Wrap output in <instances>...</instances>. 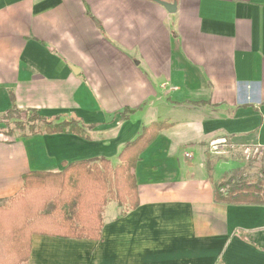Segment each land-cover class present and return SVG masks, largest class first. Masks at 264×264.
Instances as JSON below:
<instances>
[{"label": "crops", "instance_id": "obj_1", "mask_svg": "<svg viewBox=\"0 0 264 264\" xmlns=\"http://www.w3.org/2000/svg\"><path fill=\"white\" fill-rule=\"evenodd\" d=\"M160 1L175 10L0 0V114L11 92L18 109L83 128L8 140L0 125V200L29 171L117 165L143 127L171 124L135 165V209L107 202L99 240L33 235L27 264H264V204L215 201L229 169L208 150L223 136L264 149V0Z\"/></svg>", "mask_w": 264, "mask_h": 264}, {"label": "trees", "instance_id": "obj_2", "mask_svg": "<svg viewBox=\"0 0 264 264\" xmlns=\"http://www.w3.org/2000/svg\"><path fill=\"white\" fill-rule=\"evenodd\" d=\"M11 107L0 114V125L12 136L16 129L27 132L20 137L39 132L83 135L82 126L74 119L55 122L36 111L16 107L10 92ZM134 110L125 108L121 119ZM25 117L23 120L22 117ZM34 122L42 127L34 128ZM170 123L152 122L140 134L125 144L113 165L105 157H96L65 164L59 172L29 171L22 175V188L13 196L0 200V264H27L33 235L61 239L99 240L102 212L107 202L114 201L127 210L138 204V187L134 168L140 154ZM91 127V126H89ZM207 170L212 168L208 165ZM214 200L232 204H264V180L243 181L235 175L214 183Z\"/></svg>", "mask_w": 264, "mask_h": 264}, {"label": "rangeland", "instance_id": "obj_3", "mask_svg": "<svg viewBox=\"0 0 264 264\" xmlns=\"http://www.w3.org/2000/svg\"><path fill=\"white\" fill-rule=\"evenodd\" d=\"M25 120V117H22ZM29 123L24 121L25 129L20 130L14 127L13 122L10 123L9 128L13 130V137L20 136L22 133L27 132V126ZM42 125L39 122H34V128H40ZM8 128L4 126V131ZM12 136H8V140L12 139ZM227 143H218L215 152L212 153V159L209 162L210 165L217 161L226 162L229 169L223 174V178L235 175L243 181L256 182L258 180H264V149L248 146L238 148V146L229 138L226 137ZM220 146V147H219ZM209 147V144H208ZM220 179V180H221Z\"/></svg>", "mask_w": 264, "mask_h": 264}, {"label": "built area", "instance_id": "obj_4", "mask_svg": "<svg viewBox=\"0 0 264 264\" xmlns=\"http://www.w3.org/2000/svg\"><path fill=\"white\" fill-rule=\"evenodd\" d=\"M226 140H227V139H226V137H224V136H223V137L214 138L213 140H211V141L209 142V147H208L209 152H212V151L215 152L216 148H218L217 144H218V143H227ZM219 147H220V146H219ZM245 148L248 149L247 147H245ZM185 156H186L187 158L190 157V155H189L188 153H186Z\"/></svg>", "mask_w": 264, "mask_h": 264}, {"label": "water", "instance_id": "obj_5", "mask_svg": "<svg viewBox=\"0 0 264 264\" xmlns=\"http://www.w3.org/2000/svg\"><path fill=\"white\" fill-rule=\"evenodd\" d=\"M156 1L158 3H160L161 5H163L168 12H173L175 10V4L174 3L170 4V3L160 1V0H156Z\"/></svg>", "mask_w": 264, "mask_h": 264}]
</instances>
